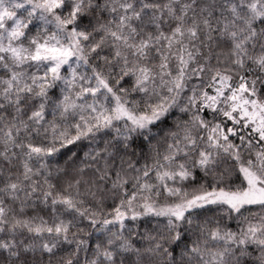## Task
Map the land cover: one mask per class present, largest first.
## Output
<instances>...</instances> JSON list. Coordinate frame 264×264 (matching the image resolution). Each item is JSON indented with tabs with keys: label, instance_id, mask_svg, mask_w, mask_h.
Segmentation results:
<instances>
[{
	"label": "snow or ice",
	"instance_id": "6c2138e0",
	"mask_svg": "<svg viewBox=\"0 0 264 264\" xmlns=\"http://www.w3.org/2000/svg\"><path fill=\"white\" fill-rule=\"evenodd\" d=\"M0 264H264V0H0Z\"/></svg>",
	"mask_w": 264,
	"mask_h": 264
}]
</instances>
